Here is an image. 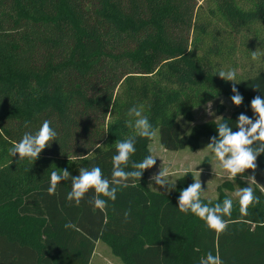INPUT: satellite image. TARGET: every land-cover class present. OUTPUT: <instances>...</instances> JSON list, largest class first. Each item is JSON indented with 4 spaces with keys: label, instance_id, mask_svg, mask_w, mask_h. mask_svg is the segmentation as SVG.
Listing matches in <instances>:
<instances>
[{
    "label": "trees",
    "instance_id": "trees-1",
    "mask_svg": "<svg viewBox=\"0 0 264 264\" xmlns=\"http://www.w3.org/2000/svg\"><path fill=\"white\" fill-rule=\"evenodd\" d=\"M221 67L237 72L239 107L232 82L215 74ZM255 96L264 99V0H0V264H92L99 241L122 264H199L208 252L223 264H264L257 188L259 203L244 216L233 202L219 236L178 210L190 174L171 194L150 192L143 177L129 181L114 202L101 196L104 211L91 190L78 206L69 202L70 181L47 193L53 170L76 176L99 166L111 177L115 141L135 135L126 126L133 106H143L162 150L194 152L201 139L218 137V122L193 123L181 135L179 119L228 98L234 109L221 121L237 131L241 113L255 119ZM44 120L57 140L34 163L9 156ZM151 141L137 136L131 160L148 156ZM257 161L264 167V154Z\"/></svg>",
    "mask_w": 264,
    "mask_h": 264
},
{
    "label": "clouds",
    "instance_id": "clouds-1",
    "mask_svg": "<svg viewBox=\"0 0 264 264\" xmlns=\"http://www.w3.org/2000/svg\"><path fill=\"white\" fill-rule=\"evenodd\" d=\"M191 51V50H190ZM253 61L259 59L257 51L251 52ZM219 77L226 81L232 82V103L239 107L243 103V96L235 87L237 82V72L235 69L225 70L218 68L216 73ZM251 110L255 115V119L241 113L236 121L235 127L237 131L224 121L216 124L218 137L214 136L205 148L214 154L219 166L229 174V179L235 180L238 176L243 177L246 170L255 172L257 168V158L264 154V99L255 96L251 100ZM211 114V102L207 106ZM126 126L135 129V135L129 136L124 140L115 141L116 154L112 157L111 177L104 176L99 166L88 168H80L79 174L73 176L67 169H58L50 172L49 187L47 193L49 195L56 194L57 186L62 181H70L71 190L67 193L66 199L69 202H75L78 206L85 198L86 194L91 190L95 195L92 197L91 203L96 209L104 211L108 205V200L115 201L117 192L123 188L130 186L129 181L140 180L145 170L152 168L156 163V158L152 154L146 156L141 162L131 160L132 155L136 152V137L152 139L155 135L153 125L148 117L143 114V106H133L128 110ZM217 118V117H216ZM29 126V122H25V127ZM57 131L51 127V121L44 120L35 133L26 132L19 142L13 144L8 149L11 157L19 155V161L29 160L34 163L44 149L51 146L53 141L57 140ZM131 166L133 170L126 169ZM200 176V175H199ZM255 181L253 176H250ZM151 180L161 188L171 191L175 187V182H171L168 173L160 169L158 174L151 177ZM205 190L202 188L200 178L193 177V183L182 189L178 198V210L181 213H191L204 221L207 228L216 233L217 236L227 231L229 221L225 217H231L233 210V200L225 198L222 203L212 205L211 201L204 203L201 194ZM108 198V200L101 198ZM240 205L239 211L241 215H248L250 205L259 203V197L254 193L252 187H242L236 193ZM129 211H125V220L129 217ZM66 229L73 228L74 225L66 223ZM199 264H223L219 254L213 255L208 252L205 257H201Z\"/></svg>",
    "mask_w": 264,
    "mask_h": 264
},
{
    "label": "rangeland",
    "instance_id": "rangeland-1",
    "mask_svg": "<svg viewBox=\"0 0 264 264\" xmlns=\"http://www.w3.org/2000/svg\"><path fill=\"white\" fill-rule=\"evenodd\" d=\"M207 106L196 109L191 121L179 119L181 135H186L193 123L209 120L220 122L222 118L229 117L234 109V105L230 103L228 98L214 100L211 103V114ZM207 144L208 142L205 139H201L199 147L194 152L188 150L167 152L160 148L158 132L155 131V135L148 145V150L149 154L157 157L156 163L152 168L145 170L142 175L147 189L153 193H174L178 179L186 174H190L192 177L200 178L202 188L205 190L201 194V199L205 202L211 201L212 203H216L221 194L226 195L235 202L238 200L236 193L240 188L247 186L257 188L264 194V167H262V162L257 161L255 172L246 170L243 177L238 176L235 180L229 179V174L219 166V162L216 160L214 154L205 148ZM161 167L168 173L170 181L175 182V187L171 191L161 188L151 180L153 175L159 173ZM250 176H253L255 181ZM238 182H241V186ZM92 264L122 263L119 258L113 255L109 244L99 241L95 246Z\"/></svg>",
    "mask_w": 264,
    "mask_h": 264
}]
</instances>
